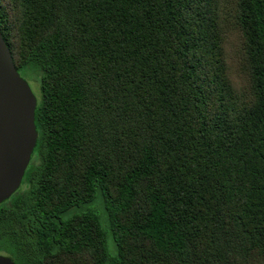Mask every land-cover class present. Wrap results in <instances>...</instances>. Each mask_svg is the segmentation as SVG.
Segmentation results:
<instances>
[{
    "label": "trees",
    "instance_id": "16d2710c",
    "mask_svg": "<svg viewBox=\"0 0 264 264\" xmlns=\"http://www.w3.org/2000/svg\"><path fill=\"white\" fill-rule=\"evenodd\" d=\"M13 3L11 30L0 0V33L37 84V141L0 204V256L264 264V0H235L247 98L226 76L215 0Z\"/></svg>",
    "mask_w": 264,
    "mask_h": 264
},
{
    "label": "water",
    "instance_id": "95a60500",
    "mask_svg": "<svg viewBox=\"0 0 264 264\" xmlns=\"http://www.w3.org/2000/svg\"><path fill=\"white\" fill-rule=\"evenodd\" d=\"M37 100L0 33V204L20 187L36 146ZM0 264H13L0 256Z\"/></svg>",
    "mask_w": 264,
    "mask_h": 264
},
{
    "label": "rangeland",
    "instance_id": "374dc122",
    "mask_svg": "<svg viewBox=\"0 0 264 264\" xmlns=\"http://www.w3.org/2000/svg\"><path fill=\"white\" fill-rule=\"evenodd\" d=\"M9 14L11 30L14 29V0H2ZM214 9L219 15L218 31L222 39L224 49V60L227 68L226 76L231 82L236 94L240 98L250 96L248 74L246 69V41L244 31L236 24L235 0H215ZM34 95H37V84L24 76ZM249 95V96H248ZM97 200H100L99 198ZM104 228L108 226L107 214L104 205L99 202L95 204ZM107 248L110 254L116 253V246L111 237L108 238Z\"/></svg>",
    "mask_w": 264,
    "mask_h": 264
}]
</instances>
